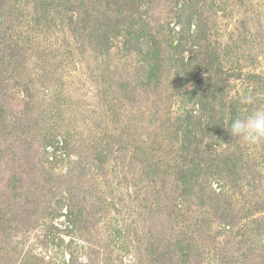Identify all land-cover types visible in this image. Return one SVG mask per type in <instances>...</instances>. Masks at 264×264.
Masks as SVG:
<instances>
[{
  "label": "rangeland",
  "instance_id": "obj_1",
  "mask_svg": "<svg viewBox=\"0 0 264 264\" xmlns=\"http://www.w3.org/2000/svg\"><path fill=\"white\" fill-rule=\"evenodd\" d=\"M260 107L264 0H0V264H264Z\"/></svg>",
  "mask_w": 264,
  "mask_h": 264
},
{
  "label": "clouds",
  "instance_id": "obj_2",
  "mask_svg": "<svg viewBox=\"0 0 264 264\" xmlns=\"http://www.w3.org/2000/svg\"><path fill=\"white\" fill-rule=\"evenodd\" d=\"M246 97L244 103H251ZM227 131L245 144L256 147L264 144V107L256 108L245 115L230 119Z\"/></svg>",
  "mask_w": 264,
  "mask_h": 264
}]
</instances>
